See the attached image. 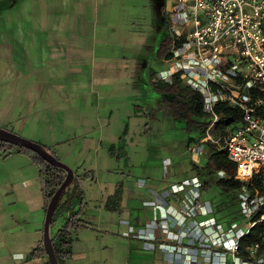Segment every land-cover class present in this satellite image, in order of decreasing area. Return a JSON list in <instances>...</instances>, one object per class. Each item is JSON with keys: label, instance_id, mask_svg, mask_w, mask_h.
I'll use <instances>...</instances> for the list:
<instances>
[{"label": "crops", "instance_id": "obj_1", "mask_svg": "<svg viewBox=\"0 0 264 264\" xmlns=\"http://www.w3.org/2000/svg\"><path fill=\"white\" fill-rule=\"evenodd\" d=\"M176 1L166 0L161 10L164 32L157 47L166 35L171 44ZM73 4V0H0L5 21L0 32V128L44 146L73 172L88 176L82 182L85 226L70 232L72 256L66 264H220L221 258L230 264L220 244L200 245L217 234L225 238L233 233L240 239L247 234L244 224L236 233V222L224 223L215 215L225 211L227 221L241 210L245 217L241 202L233 211L201 199V192L217 184L220 178L215 177L222 173L209 172L216 148H207L203 136L196 135L192 143L186 140L185 151L175 159L157 162L167 178L170 167L184 159L194 174L188 181L171 185L154 178L156 172H138L135 182L124 183L132 174L118 171L117 163L138 153L135 142H124L132 121L139 125L136 113L142 107L134 100L140 92L132 93L133 86H139L138 68L124 72L128 56L97 52L96 47L108 45L101 39L89 41L76 31L69 22L77 11ZM159 62L166 67L142 77L146 91L169 69L167 58ZM159 98L157 94L147 110L157 108ZM1 205L13 209L4 210L10 225L0 232V264H47L45 259H28L42 244L45 211L38 170L22 154L0 157ZM67 216L57 218L51 237ZM248 249L241 260L264 263V252L249 257Z\"/></svg>", "mask_w": 264, "mask_h": 264}, {"label": "built area", "instance_id": "obj_2", "mask_svg": "<svg viewBox=\"0 0 264 264\" xmlns=\"http://www.w3.org/2000/svg\"><path fill=\"white\" fill-rule=\"evenodd\" d=\"M172 15L169 69L162 80L178 75L200 93L209 122L202 142L223 152L234 167L232 179L250 188H254V179L264 183V0H177ZM218 104L241 115L223 133L214 130ZM261 204L249 196L242 198L248 221L244 232L264 222V214L256 222L251 220ZM234 235L223 238L217 234L200 245L220 244L230 264H251L250 259L241 260L240 238ZM262 243L264 231L259 242L249 247L248 256L257 255ZM226 263L221 258L220 264Z\"/></svg>", "mask_w": 264, "mask_h": 264}, {"label": "rangeland", "instance_id": "obj_3", "mask_svg": "<svg viewBox=\"0 0 264 264\" xmlns=\"http://www.w3.org/2000/svg\"><path fill=\"white\" fill-rule=\"evenodd\" d=\"M73 8L77 7V11L71 16V21L75 25L76 31L79 34H84V37L89 40H105L108 46L96 47L97 52L103 50L108 56L126 55L128 56V68L124 72L138 68L140 77L139 86H133V92H140L139 96L134 100V104H139L142 108L136 113V118L139 120V125L134 126L132 121L128 127L129 132L125 139V145H129V141L138 149L137 154L130 153V157L126 155V159L122 158L117 163L118 171H130L132 177L125 179L124 183L129 184L135 182L133 176L144 172V174H154V178L162 179L163 170L159 171L157 162L162 158L170 157L175 159V155L185 151V142L189 136L196 137V132L187 134L184 129V124L178 121H172L165 117L163 111L158 107L151 111L147 110L146 106L154 103L153 98L157 95L150 87L145 90L141 80L143 76L152 72H158L166 66L159 62L156 57V49L159 39L163 37L164 29L161 26V10L166 0H73ZM34 6V5H32ZM69 7V12H70ZM66 11V9H65ZM58 17L62 18V11H59ZM66 21L67 16L63 17ZM70 18V15H69ZM61 21V20H59ZM4 17L0 15V32L3 29ZM146 63L148 66H146ZM131 88V87H130ZM155 104V103H154ZM131 119H134V115ZM22 137V136H21ZM128 151L130 152V146ZM210 173L216 174L211 158ZM175 162V161H173ZM171 176L165 177L162 180L164 183L177 185L188 181L194 174L189 172L188 163L181 159L179 163H175L170 167ZM177 169L175 174L173 170ZM160 173V174H159ZM140 175V174H139ZM188 176V178L186 177ZM222 173H218L215 178H224ZM153 179V177H152ZM168 184V185H170ZM128 193H126L127 199ZM249 196L254 198L257 203L264 202V183L260 188L240 186L233 192H223L216 183L208 189L201 192V199L209 200L214 204H222L233 211L236 210L237 203H242V198ZM244 209V207L242 206ZM10 211L7 206L5 209L0 206V232L7 230L10 223L7 217H4V210ZM240 212H235L232 219L226 221L228 214L225 211H217L215 213L218 220L224 223L236 222L233 227L236 233H240L242 228H246L247 218L240 216ZM225 214V215H224ZM244 215V213H243ZM246 219V220H243ZM55 224V223H54ZM239 224V225H238ZM246 224V225H245ZM230 230V228L228 229ZM259 255V253H258ZM261 257V255L259 256Z\"/></svg>", "mask_w": 264, "mask_h": 264}, {"label": "trees", "instance_id": "obj_4", "mask_svg": "<svg viewBox=\"0 0 264 264\" xmlns=\"http://www.w3.org/2000/svg\"><path fill=\"white\" fill-rule=\"evenodd\" d=\"M169 46L170 38L166 35L156 49V57L158 59L163 57L168 58L170 56L168 53ZM152 89L160 97L158 108L163 111L165 117L174 121L182 122L184 124L185 131L188 132L187 134L196 132L198 139L204 135L209 122H207L204 114L202 96L199 92L184 85L178 75H173L168 81L158 80L154 82ZM214 112L218 116V120L214 125V130L219 133H223L226 127L239 122L241 119L239 111L230 108L225 104H218L214 108ZM195 139V137L189 136L187 141L188 143H192ZM206 146L207 148L215 150V147L209 143H207ZM13 153L26 156L30 163L37 168L40 189L44 202V211L46 212V207L55 191L63 182L65 173L55 167H52L30 150L0 142V157L5 158ZM223 155V152L214 153L213 164L215 169L218 172L224 173L227 177L225 179L220 178L217 181V184L223 192L234 193V191L240 187V184L232 179L234 167L228 163L227 160H225ZM87 177V174L78 175L74 172L72 184L68 188L67 192L61 196L56 205L51 227L61 214H68L63 226L52 237V248L58 264H66V261L72 256L70 232L79 230L85 226V222L82 220V214L86 206L82 182ZM261 184L262 183L259 179H254L252 182L253 187L256 186L257 188H260ZM114 197L117 198V194H115ZM75 209H77V211ZM263 214L264 202L252 212L251 220L256 222ZM263 231L264 222L256 223L248 231V233L239 240L240 256L247 257L244 252L245 248L259 242V236ZM263 252L264 243L260 245L258 250L259 254ZM28 259H45L47 264H50L42 244L30 253Z\"/></svg>", "mask_w": 264, "mask_h": 264}, {"label": "water", "instance_id": "obj_5", "mask_svg": "<svg viewBox=\"0 0 264 264\" xmlns=\"http://www.w3.org/2000/svg\"><path fill=\"white\" fill-rule=\"evenodd\" d=\"M0 142L30 150L37 154L39 157H41L52 167H55L65 173V178L63 182L55 191L46 207L43 224L42 246L45 250L50 264H58L52 248L51 223L59 199L65 192H67L68 188L73 182L74 172L67 165L57 160L48 150L44 148V146L22 138L21 136L3 128H0Z\"/></svg>", "mask_w": 264, "mask_h": 264}]
</instances>
